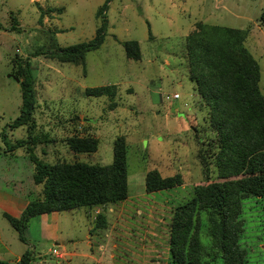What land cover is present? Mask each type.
<instances>
[{"label": "rangeland", "instance_id": "1", "mask_svg": "<svg viewBox=\"0 0 264 264\" xmlns=\"http://www.w3.org/2000/svg\"><path fill=\"white\" fill-rule=\"evenodd\" d=\"M105 1L0 0V260L19 261L29 250V264H98L72 252L90 251L86 237L75 244L65 241L57 246L53 240L37 239L31 245L19 238L4 216L7 195L24 189L17 199L22 205L42 197L43 192V185L32 177L35 165L27 147H12L18 140L38 137L34 151L50 163L107 165L113 161L115 139L124 136L129 145L131 194L146 187L150 171L163 177L181 176L182 184L151 196L153 205L137 204L131 217L113 222L111 241L107 247H97L106 253L100 264H174L171 242L179 206L194 197L198 185L248 175L224 178L221 174L216 159L219 134L211 122V106L190 79L186 39L201 24L246 31L241 52L259 65L264 94V25L260 20L264 0H110L101 47L87 52L84 64L55 58L50 50L95 36L103 24L99 9ZM127 40L139 42V60L128 57L123 44ZM26 61L36 74L34 123L12 128L22 105L21 78L16 71ZM102 85H112L116 95L85 94L87 88ZM176 93L179 97H174ZM73 135L98 138V150L74 152L67 144ZM108 204L90 208L95 211ZM71 210L61 211L68 219L60 222L62 235L82 236L81 222ZM96 213L97 226L106 227L102 210ZM238 223L240 260L236 263L264 264V196L244 198ZM209 225L207 212L200 211L192 234L210 253V264H225L215 251Z\"/></svg>", "mask_w": 264, "mask_h": 264}, {"label": "trees", "instance_id": "2", "mask_svg": "<svg viewBox=\"0 0 264 264\" xmlns=\"http://www.w3.org/2000/svg\"><path fill=\"white\" fill-rule=\"evenodd\" d=\"M109 2L106 0L99 9L103 24L91 40L59 47L50 53L63 62L84 64L87 52L100 48L103 43L108 28L106 10ZM260 20L264 25V10ZM246 37L247 32L241 29L201 24L186 39L190 79L195 90L211 106V122L219 134L216 159L221 174L224 178L229 174L246 172L248 175L241 179L198 185L194 197L179 206L173 221L171 242L174 264H210V253L192 234L195 216L200 211L208 214L215 251L221 253L225 264H237L240 253L236 233L239 232L237 225L243 200L251 195L264 196V94L260 89L259 65L241 52ZM123 44L128 57L141 58L137 40H127ZM16 75L21 78L22 105L11 126H32L37 104L36 74L32 63L26 61ZM111 86L87 88L85 94L114 97L116 89L114 91ZM37 140L38 137L21 139L12 146L27 147L29 158L35 165L34 182L43 185L42 197L31 199L20 216L4 213L22 241H29L26 228L39 214L117 203L127 198L129 145L124 136L115 139L113 161L107 165L85 161L47 162L34 151ZM67 144L74 152L90 153L98 150L99 139L73 135L67 139ZM180 184V175L163 177L156 170L146 174L149 192L171 189ZM31 254L27 250L19 261L0 260V264H29Z\"/></svg>", "mask_w": 264, "mask_h": 264}, {"label": "crops", "instance_id": "3", "mask_svg": "<svg viewBox=\"0 0 264 264\" xmlns=\"http://www.w3.org/2000/svg\"><path fill=\"white\" fill-rule=\"evenodd\" d=\"M19 175L22 176L21 171H19ZM20 176V177H21ZM33 177V175H32ZM20 182H22V178H20ZM145 184H146V177H145ZM165 190H158V191H147L146 187L141 190L134 192L133 194L130 193L129 189V175H128V196L126 199L119 201L117 203H109L103 208H97L95 211L92 210L90 207H80L76 209H72L71 212L75 215V219H77L79 222H81V230L83 228V231L81 232L82 236L79 235H62L61 229H60V222L62 219L68 221V219L62 215V212L65 211H54L51 213H43L39 214L32 218L34 222L35 227H31V221L26 228V236L28 240L30 241L31 245H34L33 241L38 240H53L55 241V245H64L66 243L65 241H68L69 243L75 244L78 243L79 240H84V238H87L86 245L89 250H85L84 248L79 250H74L75 256L80 255L87 261L92 262H98V264L102 263L106 259V253L101 251L97 247H107L110 240V234L113 229V222H121L122 220H125L127 216L131 217L130 212H135L136 206L138 205H144L152 203V197L156 196L157 194L161 193ZM21 192V193H20ZM24 189H21L17 192H15L12 195H7V206L6 208L9 213H11L14 216H20L23 209L28 204L29 200H26L22 205L21 201H18L17 199L24 194ZM2 197L3 194H1ZM147 197V200L142 201V203L138 202V199L140 200V197ZM151 197V198H149ZM169 204L171 201H167ZM102 210L104 214L105 221L107 223L106 227H99L96 224L97 220V214L96 212H100ZM140 210V209H139ZM81 216V217H80ZM126 216V217H125ZM80 224V223H79ZM85 227V232H84ZM103 235V237H102ZM77 247V244H76Z\"/></svg>", "mask_w": 264, "mask_h": 264}, {"label": "built area", "instance_id": "4", "mask_svg": "<svg viewBox=\"0 0 264 264\" xmlns=\"http://www.w3.org/2000/svg\"><path fill=\"white\" fill-rule=\"evenodd\" d=\"M174 97H179V93H176ZM54 253L60 254L57 248H53Z\"/></svg>", "mask_w": 264, "mask_h": 264}, {"label": "water", "instance_id": "5", "mask_svg": "<svg viewBox=\"0 0 264 264\" xmlns=\"http://www.w3.org/2000/svg\"><path fill=\"white\" fill-rule=\"evenodd\" d=\"M17 81H20V79L18 77H16L15 75H12Z\"/></svg>", "mask_w": 264, "mask_h": 264}]
</instances>
